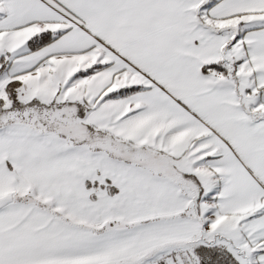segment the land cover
Listing matches in <instances>:
<instances>
[{
    "label": "snow or ice",
    "instance_id": "1",
    "mask_svg": "<svg viewBox=\"0 0 264 264\" xmlns=\"http://www.w3.org/2000/svg\"><path fill=\"white\" fill-rule=\"evenodd\" d=\"M0 264H264V0H0Z\"/></svg>",
    "mask_w": 264,
    "mask_h": 264
}]
</instances>
